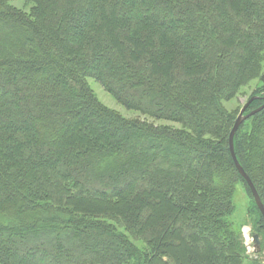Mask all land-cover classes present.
I'll use <instances>...</instances> for the list:
<instances>
[{"label":"trees","instance_id":"obj_1","mask_svg":"<svg viewBox=\"0 0 264 264\" xmlns=\"http://www.w3.org/2000/svg\"><path fill=\"white\" fill-rule=\"evenodd\" d=\"M0 0V264H244L223 107L260 75L264 0ZM99 82L126 118L101 105ZM248 111V112H249ZM168 121L180 128L156 124ZM264 205V109L234 137Z\"/></svg>","mask_w":264,"mask_h":264},{"label":"rangeland","instance_id":"obj_2","mask_svg":"<svg viewBox=\"0 0 264 264\" xmlns=\"http://www.w3.org/2000/svg\"><path fill=\"white\" fill-rule=\"evenodd\" d=\"M8 4L22 12L28 13L35 6L33 2L28 0H11ZM262 72H264V52L263 59L261 64ZM87 83L89 88L92 90L95 98L98 102L104 107L115 111L116 113L122 115L123 117L132 119V118H140L144 119L143 116H139L138 113L126 110L121 105H119L114 98L105 92L99 82L94 78H88ZM261 79L260 75L251 80L247 85L241 88L239 94L226 102H223V107L231 111L237 117L238 113L245 105L247 100L254 96L255 92L259 87H261ZM258 97V96H257ZM247 110L246 112H248ZM246 121V120H245ZM156 124L159 125H169L175 128H180L178 124H174L168 121H159ZM233 203L235 206V211L233 215L234 223L240 228V232L242 235L243 243L246 248V256L244 264H264V237L261 232H258V227L254 224V217L252 215V206H251V198L248 194L245 186L238 182L235 188ZM254 234L258 235L259 238V250L256 251L255 244L252 239Z\"/></svg>","mask_w":264,"mask_h":264},{"label":"water","instance_id":"obj_3","mask_svg":"<svg viewBox=\"0 0 264 264\" xmlns=\"http://www.w3.org/2000/svg\"><path fill=\"white\" fill-rule=\"evenodd\" d=\"M260 99L259 97L257 96H252L250 97L247 102L245 103V105L242 107V109L240 110V112L238 113L237 117L235 118L234 120V123L232 125V128L229 132V135H228V148H229V153H230V156H231V159H232V162H233V165L236 169V171L238 172L239 176L244 180L245 184L247 185L250 193H251V196L253 198V201L264 221V205L260 199V196L256 190V188L254 187L252 181L250 180V178L248 177V175L245 173V171L243 170V168L241 167V165L239 164L236 156H235V152H234V137H235V134L238 130V128L240 127V125L245 121L247 120L248 118H250L251 116L259 113L261 110L264 109V100H263V103L257 107L256 109H253L249 112H246L249 105L255 101V100H258ZM252 239L254 241V244H255V249L256 251L259 250V238H258V235L257 234H254L252 236Z\"/></svg>","mask_w":264,"mask_h":264}]
</instances>
